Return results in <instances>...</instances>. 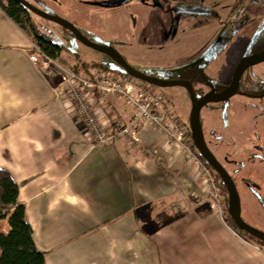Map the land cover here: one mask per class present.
<instances>
[{
	"label": "crops",
	"instance_id": "0c3cea01",
	"mask_svg": "<svg viewBox=\"0 0 264 264\" xmlns=\"http://www.w3.org/2000/svg\"><path fill=\"white\" fill-rule=\"evenodd\" d=\"M33 42L0 8V167L18 185L45 264H264V244L242 241L210 208L190 151L149 121L133 143L116 135L134 108L95 89L91 105L111 137L93 144L66 84L29 60ZM68 61L85 75L88 64ZM180 191L191 205L176 211Z\"/></svg>",
	"mask_w": 264,
	"mask_h": 264
},
{
	"label": "rangeland",
	"instance_id": "374dc122",
	"mask_svg": "<svg viewBox=\"0 0 264 264\" xmlns=\"http://www.w3.org/2000/svg\"><path fill=\"white\" fill-rule=\"evenodd\" d=\"M2 1L5 2V0ZM27 1L49 14L63 17L72 23L74 22L76 24L74 25L91 41L113 47L135 69L160 78H175L182 68L198 63L199 60H202L200 56L204 53V44L206 43V46L212 38L216 37V43L211 51H219L220 53L207 66L205 72L207 76L214 80H229L233 66L236 64L234 61L243 49L241 42L247 39L245 37L247 31H244L245 27L243 26L245 22L250 21L249 19L242 18L238 19L236 24L234 22L225 23L221 27V21L217 15L196 14L177 22L174 12L172 14L170 10L163 11L159 7L151 6L150 3H147V5L143 0H129L127 3L110 5L113 8L106 10L102 7L105 6L106 0ZM212 1L218 3L217 9L218 11L220 9V13L229 12V10L233 12L231 11L232 6H229V8L225 7V9L221 8V5H219L221 4V0H204L203 3L212 5ZM185 2L193 4L190 0H185ZM28 15L32 23L42 33L47 34L53 41L64 44V50L60 54L62 60L70 58L76 62H107L109 71L120 72L117 69V65L108 55L84 45L58 24L30 11ZM254 19V22L251 21L247 24L253 26L254 23L263 21L264 9L260 14L255 15ZM242 20H244V23L241 22ZM239 34L241 35L239 36ZM75 53L79 55L77 59H74L76 58L74 56ZM70 59H67V63H69L68 60ZM263 69L264 61L254 66L256 75L252 77L257 78V71ZM156 72L163 75H155ZM248 72L250 73V70L245 71L244 75ZM146 84L148 83L146 82ZM154 87L171 104L174 116L179 121L187 123L190 99L185 88L179 85ZM247 102H250V99L239 94H234L230 98V105L227 108L217 103L218 111L211 113L209 108L215 107V104L208 103L200 109L199 114L203 136L206 144L215 155L217 154L214 149L216 145L213 142L219 133L226 134L228 132L232 137L244 136L246 138L247 136L244 144H242V149H246L248 146L247 141L252 135V131L257 129L264 130V118L260 119L261 126L258 128L255 115L256 109L252 107L248 109V106L245 107L246 104L244 103ZM182 108H185L186 111L183 116L180 115ZM190 149L192 150L191 146ZM218 152L220 151L218 150ZM216 157L223 162L221 156L217 154ZM202 165L207 168L213 178L210 169L198 158L200 170ZM199 169L198 176L201 179ZM251 169L256 172L254 167ZM248 170L249 168L246 167L244 173H250ZM229 172L232 174L231 171ZM201 180L203 181V179ZM213 182L215 187L211 189L208 183L203 181L210 208L219 212L233 235L246 243L260 244L259 241L240 233L226 220L225 204L220 198L219 187L214 178ZM237 188L240 194L242 218L250 225L264 231V212H261L255 198L249 194L245 187L243 188L238 185ZM249 189L257 190L258 188L252 185ZM259 191L258 189L256 192ZM212 192L217 194L214 198V206H212ZM171 205L174 210L182 211L189 209L191 203L188 201L187 193L180 191L178 192V199L171 202Z\"/></svg>",
	"mask_w": 264,
	"mask_h": 264
},
{
	"label": "flooded vegetation",
	"instance_id": "af4514ba",
	"mask_svg": "<svg viewBox=\"0 0 264 264\" xmlns=\"http://www.w3.org/2000/svg\"><path fill=\"white\" fill-rule=\"evenodd\" d=\"M117 1L119 0H106L105 6L102 7L105 10L110 9L113 8L111 6L115 4H120L125 2L127 3L129 0H121L120 2ZM143 1L146 4L150 3V5L153 7L155 6L159 7L163 11L170 10L172 14L174 12L177 22L178 21L180 22V20H183V18H188L196 14L210 15V16L217 15L221 21L220 23L221 27L224 26L225 23L234 22L236 24L238 19H242V18L249 19L250 21L245 22V25L243 26L245 27L244 31H247V35L245 36L247 37V39L244 40V42H241V44H243V49L240 51L238 57H236L234 63H237L238 62L237 60H239L244 54H254L264 50V20L259 23H254L253 26L247 24L251 21L254 22L255 21L254 16L260 14L261 11H263L264 0H221V4H219L221 5L220 6L221 8L225 9V7L229 8V6H232L231 11H233L230 12L229 10V12L225 11L221 13H220V9L219 11L217 9L218 3L214 1H212L213 3L212 5L204 4L203 3L204 0H190L191 3L193 2V4H190L189 2H185V0H163V1L143 0ZM241 22L244 23V20H242ZM73 24L75 23L73 22ZM64 30L66 32H69L74 37L71 31H69L68 29H64ZM240 35L241 34H239V36ZM215 43H216V37L212 38L206 46L205 43L204 44L205 49L203 51L204 53L202 54V56H200L202 60H199L198 63L192 66L182 68L181 70H179L178 76L175 77L177 79H186L190 81L195 89L196 94L201 95L209 91L210 87L207 85L208 82H212L215 87V90L219 91L223 89L225 86H227L231 80L233 69L235 66L234 64H233L234 66L232 69L231 77L229 80L226 81L214 80L209 76H207L205 72L207 66L220 53L219 51H215V52L211 51ZM120 55L125 60L124 56L121 53ZM104 63L107 64V62ZM115 64L118 67L117 69H119L118 71H121L122 67L117 63ZM257 64L258 63L251 65L242 71L238 80L236 92L234 94H239L241 96L250 99V102L244 103L246 104L245 107L248 106L247 107L248 109L249 108L251 109V107L253 109H256L255 115L257 118V126L258 128H260L261 126L260 119L264 118V77H263L264 69L261 71H257L258 77L253 78L254 75H256L254 71V66ZM247 70H250V73L248 72L247 74L244 75V72ZM233 95H231L225 101L210 102L213 105L215 104V107L209 108L210 112L212 113L218 111L217 103L220 104L222 107L226 106L227 108L230 105V98ZM263 131L264 130H258V129L252 131L251 133L252 135L250 134L251 136L247 141L248 146L246 149H242V144H244L247 136L246 138L244 136L232 137L231 135L228 134V132L226 134L219 133L218 135H216V139L213 142L216 145L214 149L217 152V154L221 156L223 162H221L219 158L216 157L217 154L215 155V153L212 152L209 146L207 145L210 151L216 157V159L222 164V166L229 173L236 187L238 185L243 188L245 187L249 192V194L255 198V201L258 203L261 212H264V132ZM218 150L220 152H218ZM246 167L249 168L248 171L250 173L247 172L244 173L245 172L244 169ZM253 167L256 169V172L255 170L251 169ZM229 171H231L232 174ZM252 185L256 186L260 191L256 192L258 189L250 190L249 187Z\"/></svg>",
	"mask_w": 264,
	"mask_h": 264
},
{
	"label": "built area",
	"instance_id": "2783aa9c",
	"mask_svg": "<svg viewBox=\"0 0 264 264\" xmlns=\"http://www.w3.org/2000/svg\"><path fill=\"white\" fill-rule=\"evenodd\" d=\"M28 58L44 74L57 77L66 84L68 100L77 117L83 122L85 132L93 144L103 143L111 137L106 131L105 123L100 120L91 105L88 91L95 89L102 96L113 94L123 98L134 108L133 115L128 120L116 124V135L133 143L137 141L135 134L137 123L149 121L164 131L168 143L181 144L190 151L189 159H195L198 164L197 156L190 149L187 126L174 116L171 104L152 84H146L124 73L111 72L108 68L91 64L86 66L85 75H81L73 65L63 62L59 56H52L43 51L35 42L28 51ZM147 151L154 154L152 148ZM199 174L211 189L215 187L211 174L203 165L201 170L199 169ZM216 195L212 192V206L215 205Z\"/></svg>",
	"mask_w": 264,
	"mask_h": 264
},
{
	"label": "water",
	"instance_id": "95a60500",
	"mask_svg": "<svg viewBox=\"0 0 264 264\" xmlns=\"http://www.w3.org/2000/svg\"><path fill=\"white\" fill-rule=\"evenodd\" d=\"M18 4L22 5L28 12H32L44 19L50 20L64 29H68L74 35L78 41L84 45L91 47L97 51H100L110 57L115 63L122 67V70L129 76L152 84L158 87H168L173 85H179L185 88L190 99V108L187 115V123L183 122L189 131L191 141L199 155L209 164V166L217 173L221 182L225 186L227 193V212L231 217L233 224L244 231L248 235L264 242V231L254 227L247 223L241 216V204L240 196L237 187L230 177L229 173L222 166V164L216 159L214 154L208 148L201 127L200 109L210 102H221L227 100L231 95L236 92L238 80L242 71L256 63L264 61V50L254 54H244L238 62L235 64L232 77L227 86L223 89L216 91L212 82H208L207 85L210 90L199 95L196 94L194 87L191 82L186 79L177 78H160L143 73L131 65H129L123 57L113 47L95 43L83 35L80 30L67 19L49 14L38 7H35L27 0H14ZM121 0L117 1L120 2Z\"/></svg>",
	"mask_w": 264,
	"mask_h": 264
},
{
	"label": "trees",
	"instance_id": "16d2710c",
	"mask_svg": "<svg viewBox=\"0 0 264 264\" xmlns=\"http://www.w3.org/2000/svg\"><path fill=\"white\" fill-rule=\"evenodd\" d=\"M0 8L22 29L27 31L43 51L52 56H60V53L64 50V44L53 41L47 34L42 33L32 23L27 9L14 0H5V2L0 0ZM75 55L77 54L75 53ZM81 64H91L104 68L108 67L104 62L89 63L82 61ZM121 72L128 75L122 70ZM187 137L193 152L213 174V178L219 187L220 198L225 204L226 220L243 235L259 241L260 244H264V242L248 235L233 224L227 212V193L225 186L217 173L199 155L193 146L189 131H187ZM17 193L18 185L13 181L8 171L0 167V219L7 218L9 226V230L6 233L0 230V264H45L44 253L37 249L34 244L31 227L26 218L24 204L18 202Z\"/></svg>",
	"mask_w": 264,
	"mask_h": 264
}]
</instances>
